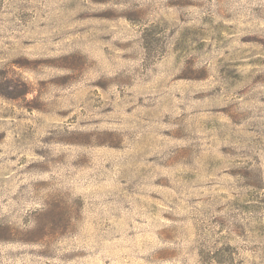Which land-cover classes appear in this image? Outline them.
Segmentation results:
<instances>
[{
  "label": "rangeland",
  "instance_id": "rangeland-1",
  "mask_svg": "<svg viewBox=\"0 0 264 264\" xmlns=\"http://www.w3.org/2000/svg\"><path fill=\"white\" fill-rule=\"evenodd\" d=\"M0 264H264V0H0Z\"/></svg>",
  "mask_w": 264,
  "mask_h": 264
}]
</instances>
